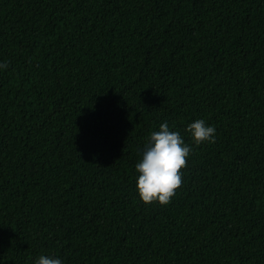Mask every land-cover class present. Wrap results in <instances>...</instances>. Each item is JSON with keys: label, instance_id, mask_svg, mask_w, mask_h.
I'll return each mask as SVG.
<instances>
[{"label": "trees", "instance_id": "1", "mask_svg": "<svg viewBox=\"0 0 264 264\" xmlns=\"http://www.w3.org/2000/svg\"><path fill=\"white\" fill-rule=\"evenodd\" d=\"M0 63V264H264V0H0ZM165 122L192 151L146 205Z\"/></svg>", "mask_w": 264, "mask_h": 264}, {"label": "clouds", "instance_id": "2", "mask_svg": "<svg viewBox=\"0 0 264 264\" xmlns=\"http://www.w3.org/2000/svg\"><path fill=\"white\" fill-rule=\"evenodd\" d=\"M7 67V63H0V68ZM186 131L196 145L216 142L215 127L207 125L202 119L190 123ZM191 151L180 132L171 130L166 122L160 125L159 131L150 133L142 158L135 166L137 191L144 204L158 202L166 206L171 202L182 186V169L186 168ZM35 264H62V261L41 255Z\"/></svg>", "mask_w": 264, "mask_h": 264}]
</instances>
